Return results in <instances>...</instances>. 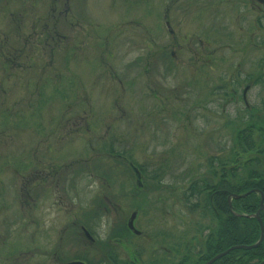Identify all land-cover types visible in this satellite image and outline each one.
<instances>
[{
  "label": "rangeland",
  "instance_id": "rangeland-1",
  "mask_svg": "<svg viewBox=\"0 0 264 264\" xmlns=\"http://www.w3.org/2000/svg\"><path fill=\"white\" fill-rule=\"evenodd\" d=\"M67 5L66 23L56 16L50 26V109L44 117L50 119L51 165L79 172L45 189L31 207L20 183L38 136L25 125L15 142L0 144L1 159L19 167L18 173L0 167V264H55L59 257L65 264L81 255L109 264L89 248L78 223L97 243L111 246L109 255L124 259L121 246L109 241L125 235L119 223L134 205L139 207L134 224L150 237L127 235L126 241L147 264L164 241L159 234L186 229L189 213L181 197L189 182L206 172L210 157L228 154L233 129L246 120L248 108L264 110V14L234 12L227 5L222 16H200L198 24L189 19L191 38L208 39L204 50L213 61L206 76L201 64L185 59L177 71H144L143 54L150 48L162 49L171 63L167 29L156 17L160 0H67ZM35 14L23 15L26 25ZM189 48L181 53L203 50L196 43ZM27 52L36 54V66L47 57L36 46H26ZM23 83L15 96L27 94ZM123 158L141 171L139 193Z\"/></svg>",
  "mask_w": 264,
  "mask_h": 264
},
{
  "label": "flooded vegetation",
  "instance_id": "flooded-vegetation-1",
  "mask_svg": "<svg viewBox=\"0 0 264 264\" xmlns=\"http://www.w3.org/2000/svg\"><path fill=\"white\" fill-rule=\"evenodd\" d=\"M2 1L3 0H0V144L4 145L7 139L15 142V135L19 133L20 129L26 126L32 127L33 133L38 136L36 142H33L35 139L31 140L33 143H31L28 152L26 177L25 180L20 183L22 187L27 189L28 200L31 201L32 207L35 205V201L38 199L39 195L47 192V190L51 188V185L57 187L61 181L64 182L67 173L78 174L79 172L78 168H75L74 170L76 171L73 172L69 171L73 170V168H68L66 170L65 168L51 165L49 156L50 151L47 150L49 148L47 146L48 139L51 133L49 129L50 119L49 116L44 117L45 113L50 109V26L52 24L56 25V16H58L61 23H66L68 5L67 0H11L12 4L9 7H5ZM227 5L231 9H234V12L242 9L243 11L249 10L253 14H264V0H160V6H158L156 17L157 20H160V23H163L165 29H167L166 46L171 48L168 54L171 58V63L164 59L163 56H165V53L162 49L160 50L158 47L161 51L159 53L156 49L150 48L143 54V61L145 64L143 67L144 71L147 73L150 68L157 69L158 67H163L165 71H177L178 68L176 65H180L185 59L191 63L196 62L201 64L203 67V75L207 76L212 70L213 61L211 55L204 50V46L208 44V39L207 36L201 38L195 37L194 34V38L193 35L191 38L189 34L193 32L189 30L193 27L189 25L193 23H189V19L192 17L193 22L198 24V17L201 16L205 18L210 16L209 14L211 13L221 15L226 12ZM34 13L41 14V16L35 18L37 14L33 15L29 21H27L26 25V22L23 21V15ZM52 18L54 19L53 22H51ZM255 19L257 18L255 17ZM7 29H9V32ZM58 36H60L61 39L63 34L61 33L56 37ZM145 42L146 47L149 48L150 45L148 41ZM195 43L203 49L202 52L195 53L193 51V53L186 55L181 53L185 49L190 50L189 46ZM26 46H29L31 49L33 46L43 49L47 57L43 60L42 65L36 66L35 62H33L36 54L32 55L30 52L23 53ZM46 47H48L47 50ZM21 56L23 60L19 59ZM36 67L37 70H34ZM19 72H21V74H19ZM23 81L25 83H23ZM21 83L24 84L27 94L18 97L15 96V92ZM6 99L11 100L7 102ZM41 109L43 110L42 122L40 121L39 113ZM123 161L126 164L128 163V168L132 171L129 161L125 158H123ZM3 162H5V165ZM14 164L13 160L8 159V157L1 159L0 156L1 168H12L14 173H18V164H16L17 167H15ZM136 172H138L137 168ZM21 177L23 178L24 176L21 175ZM133 179L134 185H136L135 178L133 177ZM39 190H42V192H39ZM58 195L57 200H60V192ZM74 226H76L77 229L79 228L80 232L83 233L81 229L82 225L74 224ZM87 232L94 238V240H91L86 237L88 239L89 248L94 249L99 257L100 248L98 245H95L96 238L89 230H87ZM171 234L178 236V233L175 231L171 232ZM83 235L85 236V234ZM144 236L139 238H149V236ZM117 239L119 238L113 237L110 239L109 243L113 245L116 244L119 247L121 246L120 248L126 254V258L124 257L123 259L118 257L117 253L114 257L126 262L131 259L130 253L118 243ZM162 248L163 246H159V249H156L158 250L156 251V255L163 259ZM53 253V256H57V251ZM74 258L75 259L72 261H83L88 264L84 260V256H76ZM107 262L109 264H114L109 260H107ZM55 264H64V262L61 257H59Z\"/></svg>",
  "mask_w": 264,
  "mask_h": 264
},
{
  "label": "trees",
  "instance_id": "trees-1",
  "mask_svg": "<svg viewBox=\"0 0 264 264\" xmlns=\"http://www.w3.org/2000/svg\"><path fill=\"white\" fill-rule=\"evenodd\" d=\"M247 112L246 120L233 129L228 154L210 157L206 163V172L191 180L182 193L184 207L189 213L186 229L175 231L178 236L159 234L164 239L160 245L163 246L164 258L154 253L147 264H205L215 254L230 246L250 245L258 240L259 223L251 215L259 206L260 196L264 204V110L250 107ZM114 154L120 156V153ZM129 162L141 173L132 161ZM130 173L134 177L132 171ZM134 188L137 193L140 192L139 186L134 185ZM251 188L255 191L242 197H228L231 194H242ZM132 207L139 210L135 205ZM258 216L263 234L261 242L250 249L231 250L212 264H264V210H259ZM124 220L122 218L119 225L125 235H114L129 246L137 255V260H118L111 253L108 254L106 248L111 247L109 244H100L96 240L101 260L107 261L110 258L114 264H143L136 250L126 241L127 235L137 238L141 236L132 234ZM144 235L149 236L143 231ZM84 260L93 264L92 259Z\"/></svg>",
  "mask_w": 264,
  "mask_h": 264
},
{
  "label": "water",
  "instance_id": "water-1",
  "mask_svg": "<svg viewBox=\"0 0 264 264\" xmlns=\"http://www.w3.org/2000/svg\"><path fill=\"white\" fill-rule=\"evenodd\" d=\"M246 88H247V86H245L242 89V94H244ZM129 164H130V168H131V170L133 171V174H134L135 183H136L137 186L140 187V183H139V179H138L139 178L138 172H136V168L130 162H129ZM254 191H255V189L251 188V189H248L247 191H245L242 194H231L228 197H242L245 194H248V193L254 192ZM258 204H259V206H258V208L256 209V211L254 213V217L258 221V223H259V229H260V231H259L260 236H259L258 240L256 242L250 244V245L238 244V245L230 246L229 248L225 249L224 251L215 254L208 261H206L205 264H212L216 259H218L219 257L227 254L231 250L238 249V248L250 249V248L256 247L261 242V240L263 238V234H262V226H261V223H260V218L258 216L259 210H264V204L262 203V197L261 196H260V199H259V203ZM137 213H138V211L136 210V208L131 209V211L129 212V214H128L127 218H126L125 225H126L127 229L132 234H134L136 236H142L143 231L140 230V229H138L135 226V224H134L135 223V220H136V217L138 215ZM81 229L83 231V234H85V237H87L88 239L94 240L93 236L90 235L83 226H81ZM117 240H118V243H120L130 253L131 259H133L134 261H136L137 258L134 255L133 251L129 248V246H127L122 240H120V239H117ZM67 264H86V263L83 262V261L82 262L81 261H72V262H69Z\"/></svg>",
  "mask_w": 264,
  "mask_h": 264
}]
</instances>
